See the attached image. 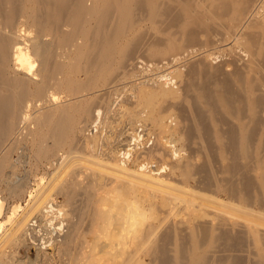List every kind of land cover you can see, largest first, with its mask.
I'll list each match as a JSON object with an SVG mask.
<instances>
[{"label": "bare ground", "instance_id": "6f19581e", "mask_svg": "<svg viewBox=\"0 0 264 264\" xmlns=\"http://www.w3.org/2000/svg\"><path fill=\"white\" fill-rule=\"evenodd\" d=\"M224 45L216 62L191 48ZM140 53L131 94L159 132L116 146L86 126ZM23 122L26 174L11 161ZM79 146L89 154H64ZM1 189L29 199L9 213L0 196V264H50L49 249L61 264H119L140 234L152 264H264V0H0ZM150 210L163 216L144 229Z\"/></svg>", "mask_w": 264, "mask_h": 264}, {"label": "rangeland", "instance_id": "374dc122", "mask_svg": "<svg viewBox=\"0 0 264 264\" xmlns=\"http://www.w3.org/2000/svg\"><path fill=\"white\" fill-rule=\"evenodd\" d=\"M229 42V41H228ZM225 44H228L227 42L225 43ZM191 48H199V50L201 49V51H203V50H211V51H213L214 52V56L213 57H219V58H217V59H214V62H216L217 60L219 61V60H222L223 58L225 59V55H227L226 54V51H225V45L224 46H220V47H217V48H215V47H213V48H205V47H191ZM190 48V49H191ZM190 49H188V50H190ZM200 51V52H201ZM142 56V57H141ZM222 56V57H221ZM141 57V58H140ZM227 57V56H226ZM143 58H147L146 60H150L148 57H145V55L144 54H138L135 58H134V60H132L130 63H129V65L127 66V69H126V72H125V75H124V77L122 78V80H118V79H116L113 83H111L110 85H108V86H106L105 88V90H104V92L106 93V95H105V99L103 100V103H101L100 104V106H99V108H100V110L102 111L101 113H102V117H101V119L98 121L97 119H96V121H95V123H94V119L93 120H90L89 122H88V124H87V126H86V128H88L89 129V131L88 132H91V133H96L97 131H99L100 132V134L102 135V137H109V135L112 137V139L111 140H113L114 141V143L113 144H115L116 146H118V144H116V142H118V141H121L124 137L126 138H129L130 136L132 137V134H131V131L132 132H134V130H138L137 128H139L140 130L141 129H143V127H144V129H146V130H148L149 132H150V134H151V137H154V135H156L157 136V132H159V131H157L158 129H156L155 127L153 128V125H152V123L149 121V120H147V116H148V111H147V109L145 110H143V109H140V107L137 105V103L135 102V98H134V96H135V94H131V87H132V85H131V83L130 82H134V71L132 70V65L134 66V64L137 62V61H139V60H144ZM159 61H162V59L161 60H159L158 59V61L157 62H159ZM138 65H141V64H138ZM162 66V63L160 64V66H159V68L157 69V70H153V72H156V71H158V72H164V73H167V70H166V68H162L161 67ZM118 80V81H117ZM116 82V83H115ZM163 82H165V81H163ZM114 84H116V85H114ZM125 87V88H124ZM115 89V90H114ZM112 90V91H111ZM114 90V91H113ZM59 92H61V90L59 91ZM103 91H102V93H104ZM57 93V92H56ZM61 96H63V94H61ZM126 97V98H125ZM113 98V99H112ZM132 99V100H131ZM134 99V100H133ZM105 101V102H104ZM129 101V102H128ZM131 101V102H130ZM125 103V104H124ZM134 104V105H133ZM132 106H133V108L136 110V112H138L139 114V118H138V116L135 118V120H133L132 122H133V125H130L127 121H125L123 118H122V116L124 115V113L126 112L125 110L127 109V108H129V109H131L132 108ZM116 107H118V108H116ZM121 107V108H120ZM120 108V109H119ZM173 108V109H172ZM172 108H170V110H169V112H167V114H166V123L167 124H175V122H176V120L174 119V118H176V115H179V113H178V109H175V108H177V107H172ZM111 109V110H110ZM113 109V110H112ZM116 109V110H115ZM125 109V110H124ZM114 110H115V112H114ZM118 110V112L120 113H118V112H116ZM143 110V111H142ZM121 111V112H120ZM140 111V112H139ZM147 111V112H146ZM145 113V114H144ZM110 114H113V115H110ZM140 114H143V115H141V117H140ZM170 114V115H169ZM173 114H175V115H173ZM120 117H118V116ZM172 115V116H171ZM112 116V117H111ZM168 116V117H167ZM109 117V118H108ZM142 117H146L145 119L144 118H142ZM172 118V119H171ZM111 119V120H110ZM119 119V120H118ZM101 120H103V121H101ZM108 120H109V122H108ZM112 120H113V122H112ZM136 120H137V122H136ZM147 120V121H146ZM92 121V122H91ZM105 121V122H104ZM139 121V122H138ZM145 121V122H144ZM168 121V122H167ZM116 122V123H115ZM150 122V123H149ZM173 122V123H172ZM97 123H98V127H96V125H97ZM107 125H106V124ZM119 123V124H118ZM125 123H128V124H126L125 125ZM144 123V124H143ZM95 124V127L93 126ZM100 124H101V126H100ZM109 124H111V125H109ZM113 124L115 125V126H113ZM106 125V126H105ZM145 125V126H144ZM31 126H33V124L31 123V122H29V123H25L24 124V122L22 123V127H24V128H22L23 129V131H24V134H21L20 135V141H21V145H20V147L19 148H17V149H15L12 153H11V161L12 162H14V164L16 165L15 167L19 170V172L20 173H22V174H26V171L27 170H29V164H28V162H27V155L29 154V152L31 151V147H32V144L30 143V140L28 139L27 140V138H29V136H27L28 134H26L27 133V131H28V129H27V127L29 128V127H31ZM122 126V127H121ZM127 126H129V127H127ZM132 126H133V130H132ZM142 126V127H141ZM103 127V128H102ZM108 127V128H107ZM111 127V128H110ZM116 127V128H115ZM25 128H26V130H25ZM94 128L96 129V131H94ZM114 128V129H113ZM127 128V129H126ZM131 128V129H130ZM103 129H104V131H103ZM107 129V130H106ZM116 129V130H115ZM123 129V130H122ZM93 131V132H92ZM109 131H112V132H109ZM155 131V132H154ZM26 132V133H25ZM125 132V133H124ZM130 132V133H129ZM153 132L155 133L154 135H153ZM106 133H107V135H106ZM109 133H111V134H109ZM118 133V134H117ZM117 136H116V135ZM123 134V135H122ZM130 134V135H129ZM123 137H122V136ZM153 135V136H152ZM115 139H114V138ZM118 137V138H117ZM122 139H121V138ZM147 137V136H146ZM124 138V139H125ZM148 138V137H147ZM25 139H26V141H25ZM124 139H123V141H124ZM144 139V141L146 140V138H143ZM23 140H24V142H23ZM126 140V139H125ZM132 143H133V141H131ZM123 143H128L127 141H124ZM23 144H24V146H23ZM22 146H23V148H22ZM80 147V146H79ZM79 147H77V148H74V150L73 149H63V151H64V154H70L71 152L73 153V154H80V155H84L85 156V154H86V156L89 154V151L87 150H85V148L83 147L82 148V146L79 148ZM22 148V149H21ZM29 148V149H28ZM82 149V150H81ZM22 150V151H21ZM73 150V151H72ZM84 150V151H83ZM29 151V152H28ZM63 151H59V153L57 154V156H54L53 158H51L50 159V161L52 162H47V164H46V162H45V164L40 168V170L38 171V172H33V173H28V175H27V177L29 176V187H27L26 188V191L27 190H32V189H35L36 188V186H33L34 185V180L33 179H35V176L36 175H38V176H41V175H43V174H47V176L49 175V172L51 173V172H55L56 171V168L55 167H57L58 165H59V161L61 160L62 161V158H61V154L63 153ZM81 151V152H80ZM61 152V153H60ZM67 152V153H66ZM75 152V153H74ZM88 152V153H87ZM184 152H188L187 150H184ZM71 153V155H73ZM24 154H25V156H24ZM60 155V156H59ZM55 157L57 158V159H55ZM55 159V160H54ZM54 160V161H53ZM57 160V161H56ZM24 161V162H23ZM56 161V162H55ZM155 161V160H154ZM27 162V163H26ZM54 162V163H53ZM25 164H26V166H25ZM157 163H154L153 162V165H156ZM22 167H21V166ZM28 165V166H27ZM55 165V166H54ZM57 165V166H56ZM48 166V167H47ZM79 166H81V165H79ZM78 166V167H79ZM21 167V168H20ZM47 167V168H46ZM52 167H53V169H52ZM28 168V169H27ZM55 168V169H54ZM42 169V170H41ZM44 169H45V171H44ZM53 170V171H52ZM36 173V174H35ZM32 175V176H31ZM33 178V179H32ZM32 181V182H31ZM31 184H32V186H31ZM31 186V187H30ZM33 187V188H32ZM3 192V193H2ZM53 192V196H54V198L57 200V201H59V202H64V197H63V195L62 194H59L58 193V191H52ZM26 194V195H25ZM24 195H23V199L22 200H20V199H16V198H12L10 195H8V193H6L3 189H1L0 190V196L1 197H5L6 198V200H5V202L7 203L6 204V211L8 212L9 211V213H10V211L12 212L13 210L15 211L18 207H19V205H23V206H25L26 205V201H28V199H29V197L27 196V194H28V192H26ZM59 194V195H58ZM138 194H140L141 195V191H139L138 190ZM61 195H62V197H61ZM59 196V197H58ZM10 197V198H9ZM79 203H81V201H78ZM5 209V208H4ZM32 216V215H31ZM163 216V214L162 213H159V212H157L156 210H150L149 211V219H148V222H146L145 221V223H144V225H143V227L142 228H144V229H146V227H148L149 226V223H155V224H157L158 225V220L160 219V217H162ZM89 219H91V217L90 216H87L86 218H85V221H84V227H85V230H86V234H87V236L86 237H88L89 239L92 237V233H91V226H92V219L91 220H89ZM6 219H3V221H5ZM90 222V223H89ZM161 223V225L159 224V226H164L165 224L167 225L168 224V222H166L165 221V223L164 222H160ZM147 224V225H146ZM89 226V227H86V226ZM91 225V226H90ZM146 225V226H145ZM165 227V226H164ZM93 228V227H92ZM88 229V230H87ZM141 236L140 237H136V238H134L133 236L130 238V239H128L127 240V247H126V251L123 253V257H121V258H119V260H120V262H119V264H152V260H151V257H150V255H149V253L147 252V250L146 249H148V246L150 245V243L148 242V240L146 239V238H144L143 239V237H142V234H140ZM91 236V237H90ZM133 240V241H132ZM172 245V244H171ZM169 245V247H170V250H171V248H173L174 246L172 245ZM14 246H13V244H8L7 245V250H8V252L9 251H12V252H15L16 254H17V257H19V258H22L23 257V255H24V253H23V251L21 250V249H17V250H15V248H13ZM51 248V247H50ZM16 251H18V253L16 252ZM20 252V253H19ZM134 252V253H133ZM51 253V254H50ZM55 253V254H54ZM53 255H55V256H52ZM99 255H101V253L99 254ZM49 257L52 259L51 260V263L50 264H61V262L59 261V257H58V255L56 254V252H54V250H52V249H49ZM58 257V258H57ZM54 258V259H53ZM59 261V263H58V261L57 262H55V261ZM142 262H144V263H142ZM155 264H157V263H155Z\"/></svg>", "mask_w": 264, "mask_h": 264}]
</instances>
